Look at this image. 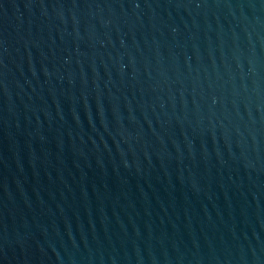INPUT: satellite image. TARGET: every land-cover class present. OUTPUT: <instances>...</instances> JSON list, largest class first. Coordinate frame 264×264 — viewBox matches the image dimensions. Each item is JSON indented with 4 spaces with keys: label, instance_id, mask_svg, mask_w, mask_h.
I'll use <instances>...</instances> for the list:
<instances>
[{
    "label": "water",
    "instance_id": "water-1",
    "mask_svg": "<svg viewBox=\"0 0 264 264\" xmlns=\"http://www.w3.org/2000/svg\"><path fill=\"white\" fill-rule=\"evenodd\" d=\"M0 264H264V0H0Z\"/></svg>",
    "mask_w": 264,
    "mask_h": 264
}]
</instances>
